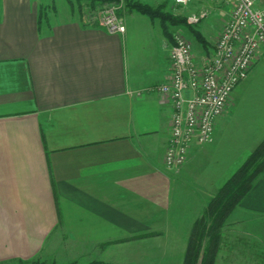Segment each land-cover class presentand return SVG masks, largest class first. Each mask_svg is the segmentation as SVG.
Returning a JSON list of instances; mask_svg holds the SVG:
<instances>
[{"label":"crops","instance_id":"1","mask_svg":"<svg viewBox=\"0 0 264 264\" xmlns=\"http://www.w3.org/2000/svg\"><path fill=\"white\" fill-rule=\"evenodd\" d=\"M62 19L41 18L38 0H0V262L182 264L193 222L264 139V55L214 141L171 168L173 108L156 87L173 44L160 22L127 13L114 34ZM230 219L257 220L264 243V174Z\"/></svg>","mask_w":264,"mask_h":264},{"label":"built area","instance_id":"2","mask_svg":"<svg viewBox=\"0 0 264 264\" xmlns=\"http://www.w3.org/2000/svg\"><path fill=\"white\" fill-rule=\"evenodd\" d=\"M185 5L189 0H176ZM233 3L231 19L214 45L213 56L204 64L195 61L191 43L175 37L170 52V76L156 91L173 108L165 164L184 165L194 142L214 140L216 121L224 113L231 94L245 80L259 53L264 50V0H214ZM117 6L103 9L99 25L110 33H124L126 23ZM205 14L191 15L197 23Z\"/></svg>","mask_w":264,"mask_h":264},{"label":"trees","instance_id":"3","mask_svg":"<svg viewBox=\"0 0 264 264\" xmlns=\"http://www.w3.org/2000/svg\"><path fill=\"white\" fill-rule=\"evenodd\" d=\"M79 5L89 1L93 7L105 2L119 0H75ZM73 4V0H70ZM45 7L41 5V18L47 16ZM123 10L138 12L151 20H158L164 36L175 43L173 27L187 29L204 48L210 46L208 39L197 27L190 23L183 14H174L167 9L166 3L153 5L142 0H125ZM264 174V139L260 145L249 153L229 178L216 190L210 198L202 214L195 219L187 240L182 264H216L220 250L225 242L227 224L232 212L241 200L252 190L255 182ZM18 264H59L40 257L23 260ZM65 264H104L100 261L78 262Z\"/></svg>","mask_w":264,"mask_h":264},{"label":"rangeland","instance_id":"4","mask_svg":"<svg viewBox=\"0 0 264 264\" xmlns=\"http://www.w3.org/2000/svg\"><path fill=\"white\" fill-rule=\"evenodd\" d=\"M38 1L41 5H43L46 8L45 11L48 12L49 14L57 13V17L59 19L76 17L81 19V21L84 22L85 24H92L98 26H100L99 21L101 19V16L103 15V9H105L106 7L117 6L118 7L116 9L117 14L123 17L124 20H126L125 18L127 16V13L128 14L133 13V12H126L125 10H123V6L125 5V0L105 2L95 7H93L89 1L88 2L83 1L80 5L75 0H73V4H71L70 0H38ZM201 1L203 4L202 6H200L199 4H193L194 3L193 0H189L188 3L184 5L185 9L183 11V15L190 17L191 15L199 16L200 14H205V16L199 19V21L197 22V27L203 32L204 36L208 39L210 43L209 47L204 48L200 43H198L195 40L194 36L184 27H180V28L173 27L174 35H175L174 37H176L177 35L182 36L191 43L194 58L198 64H204L213 56L215 42L220 36L223 29L225 28L228 21L231 19L234 9L233 3L223 4V3H217L214 0H201ZM175 3L177 4L176 0ZM153 5H157V4H153ZM222 7L223 10H220ZM172 44L174 45L175 43L173 42ZM259 54L264 55V50H262ZM251 74H249V76L245 80H247L251 76ZM240 88H241L240 84L236 86L231 96H233V93L238 95L240 92ZM231 219L229 221H233L235 218H233V220ZM236 227L233 228L232 223L228 222L227 230L225 233V242L222 246V249L220 250L216 264H264V243L262 242L263 238L261 234L262 233L261 224L260 223L258 224L257 220L247 219V221L244 222V224H241V226L237 227L240 230H237ZM177 236L179 238L185 239L184 234H179V235L177 234ZM168 261L169 260H166L165 263L167 264ZM0 264H18V263L17 261H13V262H0ZM59 264H65V263H59Z\"/></svg>","mask_w":264,"mask_h":264}]
</instances>
